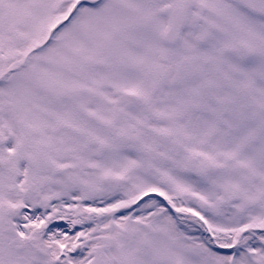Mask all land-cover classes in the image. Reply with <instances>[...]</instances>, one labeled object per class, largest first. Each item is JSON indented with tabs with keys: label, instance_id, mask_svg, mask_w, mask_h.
<instances>
[{
	"label": "snow or ice",
	"instance_id": "6c2138e0",
	"mask_svg": "<svg viewBox=\"0 0 264 264\" xmlns=\"http://www.w3.org/2000/svg\"><path fill=\"white\" fill-rule=\"evenodd\" d=\"M0 264H264V0H0Z\"/></svg>",
	"mask_w": 264,
	"mask_h": 264
}]
</instances>
